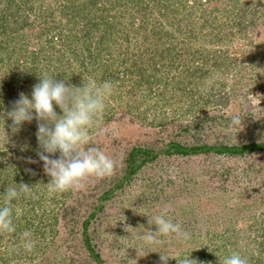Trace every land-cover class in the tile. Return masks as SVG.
<instances>
[{
	"label": "trees",
	"instance_id": "obj_1",
	"mask_svg": "<svg viewBox=\"0 0 264 264\" xmlns=\"http://www.w3.org/2000/svg\"><path fill=\"white\" fill-rule=\"evenodd\" d=\"M39 75L78 87L89 78L112 82L89 133V144L115 161L110 176L48 193L37 122L13 133L6 117L21 93L31 96ZM260 92L264 0H0V203L8 185L30 187L14 202L17 231L0 234V264H115L125 241L119 245L113 219L129 211L137 228L126 264H159L166 247L179 248L167 264L186 255L192 264H221L219 257L233 251L264 264ZM237 104L242 111L230 112ZM233 115L243 121L237 136L227 130ZM114 116L133 128L123 154L103 140L108 133L94 137L95 124ZM242 157L247 161L239 164ZM169 166L182 182H165ZM132 182L140 188L125 197ZM205 198L208 206L198 205ZM164 206L191 238L139 250L141 233L158 231L147 220ZM25 232L36 242L32 251L22 246Z\"/></svg>",
	"mask_w": 264,
	"mask_h": 264
},
{
	"label": "clouds",
	"instance_id": "obj_2",
	"mask_svg": "<svg viewBox=\"0 0 264 264\" xmlns=\"http://www.w3.org/2000/svg\"><path fill=\"white\" fill-rule=\"evenodd\" d=\"M113 87L112 82L107 80L98 84L95 79H84L83 86L78 87L69 85L66 80L58 81L56 77L39 75V82L33 86L31 96L21 93L19 99L13 102L12 109L6 113V117L12 121L10 127L13 133L19 132L26 122H37V156L43 162L45 174L50 177L47 183L49 194L82 190L87 180L103 179L113 173L115 161L101 148L89 144L90 129L105 110L106 99L111 96ZM57 107L62 114L57 113ZM242 122L240 115H233L227 125L228 135L237 136ZM29 188L27 184L15 183L8 185L2 193L0 234L17 231L15 221L20 216V210L14 202L22 195L28 196ZM148 223L158 226V231L141 233L146 250L153 242L168 237L182 241L191 238L189 231L167 215V209L149 217ZM30 236V232L22 234V246L27 251H32L36 246ZM159 253L164 264L173 258L168 252ZM219 258L221 264H249L247 257L238 251ZM176 259L178 264H192L193 261L191 255Z\"/></svg>",
	"mask_w": 264,
	"mask_h": 264
},
{
	"label": "rangeland",
	"instance_id": "obj_3",
	"mask_svg": "<svg viewBox=\"0 0 264 264\" xmlns=\"http://www.w3.org/2000/svg\"><path fill=\"white\" fill-rule=\"evenodd\" d=\"M250 47H246L245 48V51L246 53H249L250 54ZM262 96H264L261 92L259 93V98ZM252 97V96H251ZM257 98V99H259ZM255 99V98H254ZM255 100L254 102H257L258 100ZM239 104V103H238ZM238 104L236 106H233L231 109H229L230 112H236V113H239L242 111L241 107H238ZM118 104L116 103V106ZM119 113V111L117 110V112L115 113V115H117ZM114 119H112L111 121H109V123L105 124L103 121H98L99 124H95L97 127V129L99 128V131H97L94 135V137L96 135H98L100 132H105V133H108L107 136H103V140H105L106 142H109V143H116L120 146V154H123L121 153L122 151H124L126 148L130 147V143H128V140H126L124 137H128L130 134H128L126 131L128 129V132H131V130L133 129L132 126H124L122 121L120 119H118V116L117 117H113ZM103 124H105L104 126H102ZM99 126V127H98ZM148 129V128H146ZM245 133H249V132H245ZM133 134V132H132ZM126 135V136H125ZM89 137H90V134H89ZM100 140V139H99ZM97 140V141H99ZM248 158V157H247ZM247 158L245 157H242L240 158V160H237V162H239V164H242L244 163L245 161H247ZM123 159H121L122 161ZM178 168L175 167V166H169V170L167 173H164L162 174L163 175V178L165 180V182L168 181H175L176 179H178V181L182 182L183 181V178L181 175H179V172L177 170ZM172 182V181H171ZM140 188V185L138 182H132L131 185H129V187H127L124 191V195L125 197H129V196H132V197H135L136 196V189H139ZM140 192H142L140 190ZM203 202L200 203L201 201L199 200L198 201V205H201V206H208V203L206 202V198L202 200ZM232 202L234 200H231ZM112 206H109V208H111ZM164 209H166V206L163 207ZM207 209V208H206ZM115 212L118 211V210H114ZM168 211V209H167ZM136 209L133 210V217H138V213H136ZM130 211L129 213H124L122 212L120 215H118L116 218L113 219V224L116 225V229L115 231L118 233V239L120 241V246L122 245L123 241H125V245H124V248L121 250L120 254L116 257H118V261L115 262V264H126L125 260L126 259H123L125 256H129V255H133V233H135V230L137 227H134L133 226L135 225L134 223L133 226L130 224L131 223V220H130ZM151 217V216H150ZM134 219V218H133ZM144 219V217H143ZM149 221V219L147 220ZM240 227H243L244 226V222H240L238 224ZM115 227V226H114ZM222 228V227H221ZM140 237V236H139ZM139 237H136L137 239H139ZM167 240H171L173 239L172 237H168L166 238ZM165 242L164 239L162 240H158L156 242H153L151 244V246H154L155 248L158 247L159 248V245L161 244V247H166L165 246ZM173 244V243H172ZM175 244V243H174ZM146 246L142 247V246H139V250L140 249H144ZM157 248V249H158ZM170 247H166L165 251L168 252L170 251L169 250ZM145 250V249H144ZM159 250V249H158ZM163 251H164V248H163ZM179 252V248L177 247V250L174 251V252H169L171 254L172 257L174 256H177ZM122 255V256H121ZM141 255V253H140ZM114 259V256L110 257V260L113 261ZM159 264H163L162 260L159 259Z\"/></svg>",
	"mask_w": 264,
	"mask_h": 264
}]
</instances>
